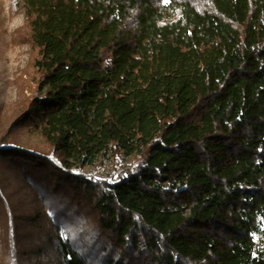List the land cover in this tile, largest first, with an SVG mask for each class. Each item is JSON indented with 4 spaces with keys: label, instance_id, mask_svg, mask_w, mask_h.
<instances>
[{
    "label": "trees",
    "instance_id": "trees-1",
    "mask_svg": "<svg viewBox=\"0 0 264 264\" xmlns=\"http://www.w3.org/2000/svg\"><path fill=\"white\" fill-rule=\"evenodd\" d=\"M15 10L36 94L0 136V167L57 191L101 257L68 228L62 239L58 222L51 264H264V0H12ZM112 156L136 163L113 181L81 173ZM0 224V264H21L1 186Z\"/></svg>",
    "mask_w": 264,
    "mask_h": 264
},
{
    "label": "rangeland",
    "instance_id": "rangeland-1",
    "mask_svg": "<svg viewBox=\"0 0 264 264\" xmlns=\"http://www.w3.org/2000/svg\"><path fill=\"white\" fill-rule=\"evenodd\" d=\"M11 3L12 0H0V136L7 130L20 105L36 94V86L29 78L30 47L25 42L15 41L18 32L22 30L24 16L19 11L12 12ZM16 140L24 147L39 152L47 151L43 142L36 137L17 134ZM135 163L136 158L133 156L101 158L94 165L85 166L81 173L113 181L122 170L131 168ZM0 186L11 206L18 230L16 243L21 264L52 263L54 256L46 242V234L50 233L51 223L55 225L58 222L63 223L60 226L62 239L65 238V228H68L77 237L76 245L81 251L85 254L87 252L96 263L100 261V255L94 252L92 256L91 250L88 252L89 247L98 243L94 240L95 231L92 236H86L88 230L92 234L93 227L86 217H77L72 206L62 213V202L67 201L57 191L44 189L41 181L7 164L0 167ZM59 211L62 214L54 219ZM2 227L0 224V231Z\"/></svg>",
    "mask_w": 264,
    "mask_h": 264
}]
</instances>
